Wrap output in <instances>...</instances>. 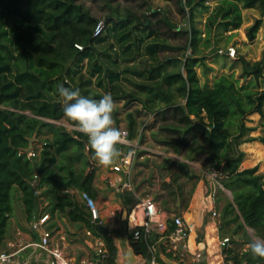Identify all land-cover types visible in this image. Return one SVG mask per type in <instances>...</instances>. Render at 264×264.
I'll return each instance as SVG.
<instances>
[{
	"label": "trees",
	"instance_id": "obj_1",
	"mask_svg": "<svg viewBox=\"0 0 264 264\" xmlns=\"http://www.w3.org/2000/svg\"><path fill=\"white\" fill-rule=\"evenodd\" d=\"M165 1L175 3L189 26L182 32L188 41L186 47L175 49L181 51V57L163 59L157 66L143 60L136 68H127V72L143 78L147 84L129 81L133 92L112 98L113 101L128 100L126 108L142 104L153 116L154 124L144 125L139 133L137 120L141 112L128 114L130 140L137 138L140 142L143 134L147 136L146 132H150L153 146L163 149L165 155L154 156L153 160L146 151L134 155L132 172L135 174V187L133 191L124 192L122 202L129 206L134 200L154 196L170 217L179 216L203 174L219 171L222 186L233 197L223 210L224 225L220 230L240 221V230L250 228L264 240V174L259 173V166L240 170L245 153L238 150L246 142L264 145V138L243 141L247 132L254 131L246 127L245 120L254 113H262L264 91L253 92L247 85L239 87L238 82L227 75L217 78L211 87L201 86L196 67L203 61L196 57L200 32L195 27V19L197 13L205 9L207 0ZM230 1L242 3L245 9L264 12V0ZM77 2L0 0V12L8 28L19 27L18 21L41 31L24 29L17 38V43L24 46L32 58L30 67L22 71L16 70L17 57L9 46L0 42V252L14 213V193L20 195L26 218L31 221L36 216L37 192L43 190L51 213L62 214L70 223L82 224L103 239L108 253L102 264H117L119 250L113 237L96 229L91 212L72 194L79 191L93 199L100 196L95 186V169L86 172L84 169L77 171L74 167L82 163L90 168L88 159L95 155L96 147L91 146L87 151L84 134L76 132L73 135L50 123L65 120L78 127L104 124L102 105L107 99L95 86L94 75L83 73L79 62L93 53L95 45L105 38L104 34L96 35L101 21ZM135 19L106 20L104 32L112 25L119 29L129 23L140 22L137 17ZM163 23L172 30L178 29L167 19ZM141 26L142 30L148 29L165 41V44L154 47L157 54L173 51L166 36L160 33L158 24L145 21ZM260 26L258 21L248 33L250 41L255 40ZM190 50L193 54L188 56ZM244 64L247 65L245 77L252 78V82L263 77L261 65L252 67ZM34 70H62L64 75L57 82L68 95V103L64 105L48 100L45 92L51 81ZM45 130L51 131V138L44 143L38 142L43 145L40 152L34 148L36 158L29 159L26 151L31 140L44 135ZM194 163L201 166L202 176L193 177L191 172L188 173ZM147 168L153 171L147 174ZM35 176L39 178L36 187L32 185ZM190 180H195V183L188 190ZM150 245V241L144 240L133 243L136 253L148 259ZM226 253L235 264H242L239 255L232 250ZM258 259L264 262V250Z\"/></svg>",
	"mask_w": 264,
	"mask_h": 264
},
{
	"label": "rangeland",
	"instance_id": "obj_2",
	"mask_svg": "<svg viewBox=\"0 0 264 264\" xmlns=\"http://www.w3.org/2000/svg\"><path fill=\"white\" fill-rule=\"evenodd\" d=\"M77 3L84 6L101 22H106V20L121 21L128 18L133 21L136 17L141 22L129 23L125 28L119 29L114 27V25L110 26L103 33L105 40L96 44L94 52L81 58L79 62V68L83 73L87 76L90 75L89 73L94 75L95 86L107 99L102 105V110L105 113L104 125L107 128L109 127L108 129L113 130L126 129L128 128V114L138 115V112H141V117L137 120L138 130L141 133L144 125L154 124V118L150 119L144 114L146 110L140 103L132 104L126 108L128 100L113 101L112 98L131 94L133 91L128 83L129 81L137 84H147L143 78L127 72V68H136L137 64H140L143 60H147L151 66H157L163 59L181 57V51L175 49L186 47L188 41L182 32L188 30L189 26L185 23L184 17L179 14V9L175 3H169L165 0H78ZM156 13L158 14L155 15ZM165 19L173 26H177L178 29L172 30L166 26L163 23ZM145 21L159 25L160 33L166 36L168 39L167 44L170 48H173V51L172 49L168 50V52L167 50L161 51L160 54L155 52L154 47L165 44V41L148 29L142 30L141 25H144ZM258 21L261 22L260 29L256 34L255 40L250 41L248 33L256 26ZM16 22L20 28L16 26L8 28L3 14L0 12V42L9 46L17 57L16 70L22 71L30 67L32 58L27 49L17 43V38L24 29L37 33L41 31L36 28H29L18 21ZM195 27L200 32V42L196 57L203 61L196 67L201 86L211 87L217 78L227 75L237 81L239 87L247 85L253 92L264 91V12L261 9H245L242 3H234L230 0H207L205 9L200 10L196 15ZM230 48L236 49L235 58L220 54V51L226 52ZM192 54L193 50H190L188 56ZM244 63L252 67L258 64L261 65L263 77L259 80L253 79V82L251 81L252 78L245 77L244 72L247 65ZM34 71L40 74L42 78L51 81L45 92V97L48 100L60 102L64 105L68 103V95L62 89L61 83L57 82L64 75L62 70L56 72ZM50 123L63 127L73 135L76 134L74 130L70 129L72 125L65 120ZM245 125L254 131L247 132L243 141L264 138V105L262 113H254L248 116L245 120ZM44 132V135L32 139L33 147L37 148L39 152L43 145L38 142L44 143L52 136L51 131L45 130ZM146 133L149 137L143 134L142 141L139 142L137 138L133 140V143L136 144L135 154L140 151H146L151 154L152 160L155 158L154 156L165 155L163 154V149L157 148L156 145L153 146L151 133ZM257 145L259 146L257 147ZM256 148H259L258 151H256ZM238 150L245 153L240 170L259 166V173L261 175L264 174L263 144L260 142H246ZM72 152H74V148ZM128 152L129 149L126 147L114 146L112 150L107 151L105 154L94 155L89 158L88 162H91L92 165L90 168H86L82 163L74 165L77 171L84 169L89 172L90 169H96L101 196L98 199L92 198V200L94 205L100 209L101 224L110 228V233H113L116 240L123 245L128 243L127 227L126 225H120L122 224V215L126 214L127 209L121 210V213L112 222L108 221V217H105L104 213L110 209L118 208L120 197L117 189L109 186L110 178L108 175L112 171L116 176L119 175V172L115 171V167L121 165L122 155ZM192 168V171H188V173L191 172L193 177L202 176L199 164L194 163ZM152 171L151 169H146L147 174ZM214 172L217 176L216 182L222 186L219 171ZM203 175L205 180L214 183V179L208 171ZM194 183L195 180H190L188 190L193 188ZM223 189L219 188L215 204L219 213V226L224 225L223 210L227 203L233 199L232 193L224 187ZM72 194L77 201L90 211L84 193L77 191ZM37 197L36 216L31 221H28L20 201V195L18 192L14 193V213L9 222L6 242L2 252L9 253L12 251L9 243L15 245L14 236L18 231H23L33 236L31 226L38 225L41 219L48 215L49 220L43 226L39 225L38 228L40 229L36 234L42 237L44 230L50 232L53 243H59L67 255L76 259V264H81L82 260H87L89 264H96L98 257L93 249L96 241L87 235L88 229L82 224L70 223L62 214L56 213L53 215L50 210L49 200L43 195V190L37 192ZM115 224L120 226V228L114 227ZM239 226L240 221L225 226L221 231V236L231 239V249L235 254L239 255L242 264H264L263 261L258 259L260 252L264 250L263 238L257 235L254 230L250 228H246V231L240 230Z\"/></svg>",
	"mask_w": 264,
	"mask_h": 264
},
{
	"label": "built area",
	"instance_id": "obj_3",
	"mask_svg": "<svg viewBox=\"0 0 264 264\" xmlns=\"http://www.w3.org/2000/svg\"><path fill=\"white\" fill-rule=\"evenodd\" d=\"M104 28L105 22H100L96 30V35H102ZM78 49L83 50L80 46H78ZM220 54H226L229 58H235L237 51L235 48H230L226 52L220 51ZM70 129L85 135L87 142L86 150L89 151L91 146L96 147L95 155L105 154L116 145L131 148L128 154L122 155L121 165L115 167V171L119 173L130 174L136 144L133 143L134 141L130 140L129 131L127 129L108 130L102 123L96 124L93 127H78L72 125ZM27 154L29 159H34L37 155L34 149L33 152ZM212 177L214 183L211 184L208 197L210 206L207 213L211 220L216 223L217 229H219V213L216 210L215 204L219 188L222 190L224 189L216 182L217 176L214 171ZM38 179V176L34 177L32 184L34 187L38 185ZM122 183L123 179L120 178L116 182H111L110 185L113 188H118ZM86 199L93 222L95 223L98 220L101 222L100 209L94 205L92 198L86 196ZM48 220L49 216H44L35 228L38 229L39 225L43 226ZM129 222L131 226L128 227V233L133 243H138L140 240L151 242L149 246L150 259L139 254L138 256L136 255L137 262L134 264H163L159 261V253L161 251V247L159 248L160 245L164 248L165 256H171V261L177 264H197L204 258L202 251L196 254L191 253L190 240L192 238L196 240L201 239L197 224L187 221L183 215L169 217V215L161 209L154 196L145 197L139 200L136 206L132 207L129 214ZM87 235L96 241L94 248L93 246L91 247L95 250L97 256L101 258L100 261L102 262L107 258L108 253L105 242L100 238H95L94 234L90 231L87 232ZM217 243L222 251L223 261L221 264H235L231 256L226 253V251L231 249V239L229 237H219ZM27 247L39 250L48 256V264H72L65 250L53 244L52 236L48 231H44L39 242L32 243ZM20 252L21 251L13 253L0 252V264H29L27 261L20 259Z\"/></svg>",
	"mask_w": 264,
	"mask_h": 264
},
{
	"label": "crops",
	"instance_id": "obj_4",
	"mask_svg": "<svg viewBox=\"0 0 264 264\" xmlns=\"http://www.w3.org/2000/svg\"><path fill=\"white\" fill-rule=\"evenodd\" d=\"M144 113L145 114H149L148 117L150 119H153V116L149 112L144 111ZM108 130H113V129H108ZM116 146H119V145H116ZM258 146L259 145H257V147ZM121 148H125V147H121ZM128 149H129V152H130L131 148H128ZM258 149L259 148H256V151H258ZM95 172H96V169H95ZM112 172L109 173V175H108V177L110 178L109 179L110 180V182H109V186L110 187H112L110 185L111 182H116L120 178L123 179L122 185H119L118 188H116L117 191H118L117 193H118V195L120 197V202H119V204L117 206L118 207L117 209H110L109 211H105L104 216L108 217V221L112 222V221H114L113 219L116 218V216L121 213V210H126L127 209L126 214L122 215V218H121V223L122 224L120 226L126 225V227H127V237H128V239H127L128 243H126V245H128L131 248H134L133 242L131 241L129 233H128V227L131 226V224H129L130 223L129 222V214H130V211H131L133 206H132V204L129 205V206H123V202H122V197L121 196L126 191H133L134 190V187H135V182H134L135 174H134V172H132V166H131V169H130V174L119 173L120 176L119 175L116 176ZM203 176L201 177V180L197 183L196 188L194 189V191H193L188 203L185 206L186 208L182 211V215L184 216V218L187 221L196 223L197 227L199 228L198 232H199V234L201 236V239H197L196 240V239L192 238L190 240L191 253L192 254H196V253L202 251L203 254H204L203 260L200 263H197V264H221L222 261H223V257H222V251L218 247L217 239L219 237H223V236H221L220 227H219V229H217L216 223H214L211 220L209 214L207 213L208 212V208L210 206V204H209L210 201H209L208 197H209V192H210V189H211L212 182H210V181L208 182L207 180H205L203 178ZM95 186L100 191V196H101V190H100L101 188L98 185L97 175H96V179H95ZM100 196L98 198H100ZM98 198H96V199H98ZM134 201H137V200H134ZM217 204H218V201H217ZM218 225H219V223H218ZM120 226L115 224L114 227H116L118 229V228H120ZM204 226H205V228H204ZM39 229L40 228L36 229L35 226H31V231L33 233V236L28 234V233H25L23 231H18V233L14 236L15 245L13 243H9V246L12 249V251L9 252V253H13V252H16V251H21L20 252V259H22L24 261H27L29 264H48V260H49L48 256H46L45 254H43L39 250H35L33 248L27 247L28 245H30L32 243H35V242H39L41 240L42 237H40V235L36 234V232ZM41 229H43V228H41ZM110 235L113 237L114 242L117 245L118 250H119L117 264H123L124 258H123V255L121 254V246L123 244H120L119 241L116 240V238H115L113 233H110ZM95 238H99V237L95 236ZM5 242H6V240H5ZM52 242H54L53 239H52ZM17 243L18 244L21 243V244L18 245ZM54 245L55 246L56 245L60 246L59 243L57 244V242ZM160 247H161V251L159 253L160 254L159 261L161 263H163V264H166L165 261H164L165 258L171 260V256H169V255L165 256L163 246L160 245L159 248ZM61 248H63V247H61ZM134 250H135V248H134ZM230 250H232V249H230ZM136 255L138 256L139 254L136 253ZM69 257H70V260H71L72 264H76V262H75L76 259L72 258L71 256H69ZM100 260H101V258L98 257V261H100ZM98 261L96 262V264H98ZM81 264H89V263H88L87 260H82Z\"/></svg>",
	"mask_w": 264,
	"mask_h": 264
},
{
	"label": "water",
	"instance_id": "obj_5",
	"mask_svg": "<svg viewBox=\"0 0 264 264\" xmlns=\"http://www.w3.org/2000/svg\"><path fill=\"white\" fill-rule=\"evenodd\" d=\"M33 140H31V144H30V148L26 151V153H31L33 152ZM91 164V162H89ZM208 173L210 175L213 174V171H208ZM138 204L137 201H134L132 203V206H136ZM123 206H125L123 204ZM95 225H96V229L103 235H110V228L108 227H105L101 224V222L98 220L95 222ZM121 254L123 255V258H124V262L123 264H134L137 262V257H136V252L133 248L129 247L128 245H122L121 246ZM165 263L166 264H177V263H174L172 262L171 260L165 258ZM98 264H102L101 261H98Z\"/></svg>",
	"mask_w": 264,
	"mask_h": 264
}]
</instances>
